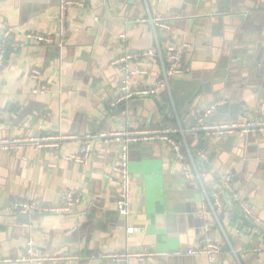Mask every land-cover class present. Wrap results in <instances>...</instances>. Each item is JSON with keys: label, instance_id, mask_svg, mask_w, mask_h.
Instances as JSON below:
<instances>
[{"label": "crops", "instance_id": "0c3cea01", "mask_svg": "<svg viewBox=\"0 0 264 264\" xmlns=\"http://www.w3.org/2000/svg\"><path fill=\"white\" fill-rule=\"evenodd\" d=\"M78 1L84 7L67 10L62 47L28 42L11 48L0 70V142L66 137L57 151L0 149V264H207L204 256L186 252L208 243L220 247L215 264H264V134L206 138L187 133L192 149L209 154L204 183L210 198L218 194L223 204L219 224L212 213L203 218L199 186L182 178L173 152L160 141L129 149L131 211L121 217L111 184L118 146L99 136L123 125L139 130L177 126L165 91L111 106L121 80L111 62L154 46L148 18L171 24L169 32H157L162 51L189 45L185 74L171 84L182 128L215 103L222 104L213 122L264 119V112L258 116L264 105V0ZM59 5L60 0H0V36L11 29L14 40L26 32L57 37ZM147 64L148 74L133 77L131 85L155 83L161 73L157 59L131 61L127 68ZM34 69L49 93H32ZM85 144L90 146L85 164L69 159ZM221 174L232 175L257 222L244 217L230 199L219 182ZM69 191L80 195L70 213L20 215L13 210L24 201L58 208ZM246 220L252 229L244 230ZM30 241L39 256L75 259L20 262ZM126 250L168 256L127 263L104 258Z\"/></svg>", "mask_w": 264, "mask_h": 264}, {"label": "built area", "instance_id": "2783aa9c", "mask_svg": "<svg viewBox=\"0 0 264 264\" xmlns=\"http://www.w3.org/2000/svg\"><path fill=\"white\" fill-rule=\"evenodd\" d=\"M82 8L84 4L78 0H60L59 13L57 19V37H53L44 33L26 32L20 39L14 40L11 38L12 30L7 29L0 36V70L5 64L6 55L11 48H22L28 42H34L43 45H56L62 47L66 41L67 25L66 13L69 8ZM147 22L151 25L155 44L152 48L143 52H125L119 57L115 58L111 65L121 73V80L119 84V93L111 102V106L119 105L125 101L152 97L161 91H165L170 99L171 112L177 122L176 128L172 130L162 129H131L123 125L121 129L112 132L108 135H99L108 143L115 142L118 146V159L113 166V178L111 184L116 188V211L126 218L131 211V192L133 178L129 171V149L132 145H141L154 141L165 142L170 150L173 152L174 158L180 166V174L182 178L190 183H196L199 186V191L204 199L202 216L207 217L208 213H212L216 222L219 224L218 213L222 212L223 204L218 194L213 196V200L207 192L205 187L204 169L210 161L209 154L204 149H192L186 139L187 133L201 134L206 138H222L232 136L235 133H240L244 136L264 134V119L256 118L244 122H213L211 119L218 107L222 103H215L205 107L199 114L193 124L184 129L180 125L177 117L174 100L171 94V84L181 78L185 74L183 66L184 52L189 45L183 44L179 46H168L162 51L158 42V31L165 33L171 30V24L161 18H148ZM120 40L125 41L123 35ZM150 61L157 59L160 63L161 73L156 79L155 83L149 86H134L131 85V79L135 76H146L149 72V65L137 67L133 69L127 68V63L131 61L140 60ZM30 78L33 82L32 93L35 95H44L49 93L47 85L42 84L39 77V71L34 69L30 73ZM264 112V105H260L258 109V116H262ZM66 137H26L24 139H12L0 142V149H21L28 147L34 151L40 149H50L57 151L59 144ZM90 146L85 144L81 147L80 154L70 157L79 163H86L89 157ZM219 182L223 185L228 193L230 199L239 206L244 217L249 218L253 222H257L255 209L241 198L238 191L234 187L233 177L231 174H221ZM80 203V195L73 191L66 192L63 196V203L58 208H40L38 205L24 201L15 203L13 210L20 215H30L43 211L45 213H70ZM220 252V247L214 243H208L205 247L200 249H188L186 254L189 256H204L207 264H215V258ZM179 256L180 252L173 253ZM154 256H168V254H154L146 251H123L120 253L108 254L104 258L113 263H127L130 259L136 261H144L147 258ZM68 259H75L73 256H62L58 258L43 257L35 253L32 247V241L28 243L27 250L23 257L19 259L20 262L36 263L46 261H64Z\"/></svg>", "mask_w": 264, "mask_h": 264}, {"label": "water", "instance_id": "95a60500", "mask_svg": "<svg viewBox=\"0 0 264 264\" xmlns=\"http://www.w3.org/2000/svg\"><path fill=\"white\" fill-rule=\"evenodd\" d=\"M175 81H176V80H175ZM163 113H164V112H163ZM166 118H167V117H166ZM130 149H131V147H130ZM234 180H235V179L233 178V181H234ZM243 218H244V217H243ZM243 218H242V220H244V219H245V218H244V219H243ZM250 223H251V222H250ZM250 223H249L247 220H246V221H244V224H243V226L245 227V228H244V230H247V228H248V229H249V228H250V229H252V228H253V225H252V224H250ZM244 232H245V231H244Z\"/></svg>", "mask_w": 264, "mask_h": 264}]
</instances>
